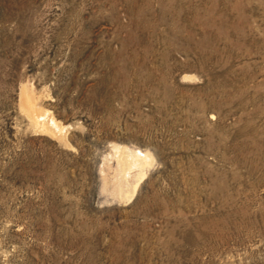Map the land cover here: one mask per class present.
Wrapping results in <instances>:
<instances>
[{
    "label": "rangeland",
    "instance_id": "obj_1",
    "mask_svg": "<svg viewBox=\"0 0 264 264\" xmlns=\"http://www.w3.org/2000/svg\"><path fill=\"white\" fill-rule=\"evenodd\" d=\"M0 264H264V0H0Z\"/></svg>",
    "mask_w": 264,
    "mask_h": 264
}]
</instances>
